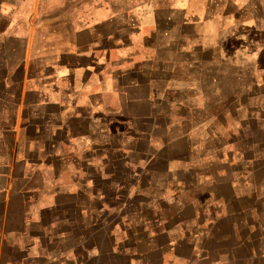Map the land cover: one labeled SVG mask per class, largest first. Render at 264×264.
Here are the masks:
<instances>
[{
    "label": "crops",
    "instance_id": "obj_1",
    "mask_svg": "<svg viewBox=\"0 0 264 264\" xmlns=\"http://www.w3.org/2000/svg\"><path fill=\"white\" fill-rule=\"evenodd\" d=\"M0 264H264V0H0Z\"/></svg>",
    "mask_w": 264,
    "mask_h": 264
},
{
    "label": "rangeland",
    "instance_id": "obj_2",
    "mask_svg": "<svg viewBox=\"0 0 264 264\" xmlns=\"http://www.w3.org/2000/svg\"><path fill=\"white\" fill-rule=\"evenodd\" d=\"M59 1V0H58ZM134 2H135V4H138V6L141 4V3H145V1L146 0H133ZM120 2H121V6H126L127 5V3H128V0H120ZM106 3H107V0H106ZM84 8H80V6H78V7H74V9H73V11L72 12H68L67 11V13H71V18L73 19V20H75V19H81V17H82V15L84 14V10H83ZM142 14L141 15H143V14H146V12L145 11H142L141 12ZM62 14H64V12L62 13ZM132 14H133V12H132ZM122 16H121V22L122 23H124L125 21L127 22L128 21V17H127V15L125 14V12H123L122 14H121ZM126 16V17H125ZM137 33L138 34H140V33H143V28L141 27V28H138L137 29ZM108 84L109 85H113V82H108ZM129 144H131L130 142H129ZM197 162H199L200 160H196ZM206 161H209L208 159H206V158H203V160L202 161H200L201 163H204V162H206ZM15 221V220H14Z\"/></svg>",
    "mask_w": 264,
    "mask_h": 264
}]
</instances>
